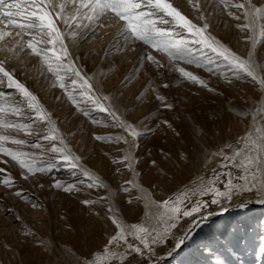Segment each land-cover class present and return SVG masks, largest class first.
<instances>
[{
    "label": "rangeland",
    "instance_id": "374dc122",
    "mask_svg": "<svg viewBox=\"0 0 264 264\" xmlns=\"http://www.w3.org/2000/svg\"><path fill=\"white\" fill-rule=\"evenodd\" d=\"M173 2L192 20L203 24L187 0ZM255 2L259 4L260 0ZM200 4L202 12L210 13V33L237 54L245 55L250 44L243 38L245 34L235 27L238 22L217 9L215 0H200ZM73 11L74 7L70 4L67 12ZM3 28L4 24H0V29ZM75 30L80 32L79 39L75 42L69 40L68 43L73 56L78 57L76 63L84 74L93 77L97 91L114 97L113 102L124 119L140 130L141 135L136 141L138 148H131L123 142L95 140L94 135L115 137L127 134L113 126L94 125L79 113L60 88L51 87L53 77L41 66L37 57L25 51L19 60L7 63L6 67L14 70L16 78L33 91L52 114L75 154L82 157L83 165L100 176L109 187L88 190L86 185H81L84 189L82 193L68 194L51 185L54 180L78 184L80 179H84L79 173L73 176L61 168L25 181L21 178L19 165L10 158L0 156V160L8 161L0 163V167L11 174L16 184L11 191L0 184V264H83L106 244L112 227L105 218V204L97 203L89 209L81 204V200L106 196L122 219L128 223L140 222L144 213L143 203L129 204L126 201L130 195L142 193L135 188L126 193L121 190V185L126 181L135 183L136 174L152 199L162 201L172 196L194 182L199 175L210 173L218 161L209 156L210 163L205 166V155L244 135L253 106L257 103L264 105V93L258 86L248 81L229 85L222 78L194 65L180 64L206 80L210 87L216 89L215 93L187 81H178V73L169 71L167 67L157 70L145 62L137 73L138 61L145 46L141 43L126 45L122 39L118 40L119 26L102 28L90 39L86 38L91 29ZM8 40L10 42L11 38ZM113 47L120 50L113 51ZM258 52V62L264 63V47H259ZM5 55L0 52V60ZM156 55L167 65L166 58ZM165 83L168 88L162 87ZM151 89H157L175 107L172 110L161 107ZM138 96L140 100H137ZM241 110L248 112L249 116L239 117L237 113ZM92 116L98 121L109 119L105 113L94 112ZM162 120H168L181 135L176 136L161 125ZM7 134L19 135L30 142L38 139L37 136L29 137L13 130H8ZM5 146L17 147L10 143ZM22 148L25 151H40L27 146ZM179 153H185L189 158L180 160L177 158ZM125 154L138 160V163H133L132 171L127 170L124 164L114 162V158L118 161ZM152 160L157 161L156 166H152ZM161 169L164 171L161 172ZM2 178L3 174H0ZM21 189L29 197L28 202L14 195ZM204 199L209 201L204 214L212 215L201 221L193 238L171 256L167 253L174 240L169 238L166 245L158 248L154 258L156 264H264V253L260 251L264 246V205L255 203L254 198L244 197L246 207H238L241 200L234 199L227 205L228 210L223 211L221 206L210 204V197ZM33 201L40 207L33 209ZM17 215L22 218L20 221L14 219ZM188 222L181 220L184 228ZM98 224L100 227H97ZM22 229L34 232L45 246L38 247L37 240L25 237ZM174 232L177 237L182 234L180 229Z\"/></svg>",
    "mask_w": 264,
    "mask_h": 264
},
{
    "label": "snow or ice",
    "instance_id": "6c2138e0",
    "mask_svg": "<svg viewBox=\"0 0 264 264\" xmlns=\"http://www.w3.org/2000/svg\"><path fill=\"white\" fill-rule=\"evenodd\" d=\"M187 2L198 13L197 18L203 21L202 25L190 19L173 0H0V24H4L0 29V52L6 53L0 60V130H3L0 131V156L18 164L22 170L21 178L25 181L61 168L73 176L79 173L84 179H80L78 184L54 180L51 185L68 194L82 193L81 185H86L88 190L109 187L100 176L83 165L82 157L75 154L39 97L16 78L14 70L6 67L11 60H19L25 51L37 57L41 66L51 74V87L60 88L67 100L92 124L113 126L127 134L115 137L94 135L95 140L123 142L131 148H138L136 141L141 135L140 130L124 119L113 102L114 97L97 91L93 77L84 74L76 63L78 57L73 56L68 43L79 39L80 32L75 29H91L86 38L90 39L102 28L119 26L118 40L122 39L126 45L141 43L145 46L137 73L147 62L157 70L167 67L169 71L177 72L178 81H187L210 93L216 92L206 80L180 66L183 63L202 68L229 85L248 81L264 93V63L257 60L260 55L258 48L264 47V0L259 4L255 0H215L217 9L238 22L235 27L245 34L243 38L250 44L243 56L209 32L210 13L201 11L200 0ZM70 4L74 7L72 13L67 12ZM85 20L87 23H82ZM8 38H11L10 42ZM112 50L120 49L113 47ZM154 53L166 58L167 65ZM162 87L168 88L169 85L165 83ZM151 91L161 107L168 110L175 107L157 89ZM140 99L138 96L137 100ZM94 112L105 113L109 119L98 121L92 116ZM237 115L247 118L249 113L241 110ZM160 124L174 135H181L168 120H162ZM8 130L29 137L37 136L38 139L30 142L19 135L7 134ZM9 143L17 147H6ZM22 146L40 151H25ZM161 154H164L163 149ZM209 156L218 161L210 173L199 175L190 185L162 201L152 199L148 190L133 181L121 185V190L126 193L133 188L142 193L130 195L126 201L129 204L143 203L144 213L140 222L128 223L122 219L106 196L81 200V204L89 209L97 203L105 204V218L112 227L106 244L83 264H156L157 250L166 245L169 238L174 240V244L167 254L173 255L193 238L200 222L212 215L204 214L203 210L209 206L205 197H210V204L221 206L223 211L228 210L227 205L234 199L241 200L238 207H246L244 197L254 198L255 203L264 205V105L257 103L253 106L244 135L205 155V166L210 163ZM177 158L185 160L189 157L179 153ZM7 162L0 160V163ZM114 162L124 164L127 170L132 171L133 163H138V160L125 154L118 161L114 158ZM151 164L156 166L157 161L152 160ZM0 174H3L0 184L6 190L16 188L15 179L5 168L0 167ZM14 195L29 201L22 189L15 191ZM31 203L33 209L40 207L35 201ZM14 219L20 221L22 218L17 215ZM182 219L189 221L186 228L181 224ZM177 229L182 231L178 237L174 232ZM22 233L37 240L38 247L45 246L34 232L22 229ZM260 251L264 253V246Z\"/></svg>",
    "mask_w": 264,
    "mask_h": 264
},
{
    "label": "bare ground",
    "instance_id": "6f19581e",
    "mask_svg": "<svg viewBox=\"0 0 264 264\" xmlns=\"http://www.w3.org/2000/svg\"><path fill=\"white\" fill-rule=\"evenodd\" d=\"M189 18H190V17H189ZM190 19H191V18H190ZM193 21H194V20H193ZM194 22L197 23V24H199V23L196 22V21H194ZM201 25H202V24H201ZM209 32H210V31H209ZM134 181H135L136 184L142 185L143 188L146 189L145 186L140 182V180L138 179V177L136 176V174H135V176H134ZM97 227H100V225L98 224ZM97 227H96V228H97Z\"/></svg>",
    "mask_w": 264,
    "mask_h": 264
}]
</instances>
